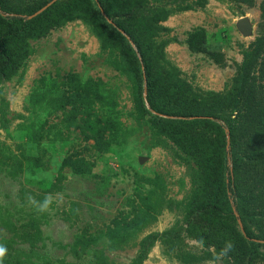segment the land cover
<instances>
[{
    "label": "rangeland",
    "instance_id": "obj_1",
    "mask_svg": "<svg viewBox=\"0 0 264 264\" xmlns=\"http://www.w3.org/2000/svg\"><path fill=\"white\" fill-rule=\"evenodd\" d=\"M124 1L158 76L216 110L219 121L194 129L220 137L236 115L225 102L241 77H254L260 89V59L248 65L264 33L263 0ZM65 10L48 33L26 39V57L0 78V264H132L153 235L141 264H233L223 248L187 233L202 168L156 124L105 15ZM242 17L248 35L237 28ZM197 29L221 64L189 50ZM228 165L233 177L229 158ZM263 182V167L243 170L245 224L257 236H264ZM138 218L139 229L127 228Z\"/></svg>",
    "mask_w": 264,
    "mask_h": 264
},
{
    "label": "trees",
    "instance_id": "obj_2",
    "mask_svg": "<svg viewBox=\"0 0 264 264\" xmlns=\"http://www.w3.org/2000/svg\"><path fill=\"white\" fill-rule=\"evenodd\" d=\"M52 1L0 0V78L9 77L26 57V39L43 36L57 26L68 11L65 10L67 5L73 9L94 10L98 15H105L106 18L101 16V19L122 46L124 61L136 74L140 91L146 90L144 97L142 93V99L147 109L153 112L156 124L202 168V188L185 214L187 233L206 245L227 249L233 264H264L259 262L264 260V236L255 235L246 226L250 202L240 194L244 185L243 170L247 172L251 168H264V33L253 56L254 60L248 65L251 69L260 59V89L256 91L254 77L242 76L234 93L225 102L226 108L236 112V115L232 119L231 114L225 122V128L221 127L220 137L210 138L194 127L200 122L215 124L219 121L216 110L204 108L195 99L185 96L176 84L158 76L150 49L145 46L136 18L126 1L73 0L74 3L70 4L69 0H56L41 13L29 18ZM234 1L247 5L254 2ZM260 10L264 19V0ZM187 45L192 52L206 54L215 63L223 62L221 54L207 50L202 29L189 35ZM228 158L232 164L233 177ZM217 202L225 205V213L217 206ZM220 210L226 218L221 216ZM140 219L130 222L127 228L130 227L131 231L139 229ZM238 220L242 223L244 234L239 229ZM157 238L153 235L142 240L140 253L132 264L144 261L148 247Z\"/></svg>",
    "mask_w": 264,
    "mask_h": 264
},
{
    "label": "water",
    "instance_id": "obj_3",
    "mask_svg": "<svg viewBox=\"0 0 264 264\" xmlns=\"http://www.w3.org/2000/svg\"><path fill=\"white\" fill-rule=\"evenodd\" d=\"M56 0H53L52 2H50L49 4H47L45 7H43L41 10H39L37 13L33 14L32 16H30L29 18H32L36 15H38L39 13H41L42 11H44L47 7H49L53 2H55ZM237 28L238 30L243 34V35H248L251 32V26L249 24V21L247 20L246 17H242L238 20L237 23ZM239 229L241 231L242 234H244L243 231V226L240 220L237 221Z\"/></svg>",
    "mask_w": 264,
    "mask_h": 264
},
{
    "label": "clouds",
    "instance_id": "obj_4",
    "mask_svg": "<svg viewBox=\"0 0 264 264\" xmlns=\"http://www.w3.org/2000/svg\"><path fill=\"white\" fill-rule=\"evenodd\" d=\"M47 203H48V201L46 200V201H45V204L42 206L41 210H43V209L47 206ZM228 247L230 248L231 245H228ZM226 251H227V249H225V250L221 253V255H225V254H226ZM5 253H6V249H5L4 247L0 246V260H2V258H3L4 255H5Z\"/></svg>",
    "mask_w": 264,
    "mask_h": 264
}]
</instances>
